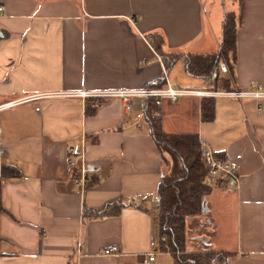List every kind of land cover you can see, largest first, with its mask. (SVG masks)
I'll list each match as a JSON object with an SVG mask.
<instances>
[{
  "label": "crops",
  "instance_id": "crops-1",
  "mask_svg": "<svg viewBox=\"0 0 264 264\" xmlns=\"http://www.w3.org/2000/svg\"><path fill=\"white\" fill-rule=\"evenodd\" d=\"M0 6V264H174L158 248L156 189L166 167L150 132L155 108L142 96L126 108L117 96L79 93L167 83L264 89V0H0ZM227 12L236 17V53L219 62L228 71L218 78L229 88H213L214 79L187 73V55L218 53ZM170 55L179 58L172 62ZM158 111L153 117L163 132L196 134L202 155L209 146L239 170L238 190L206 175L210 192L202 213L186 219V249L228 251L227 264H264V98L194 93L162 99ZM81 138L100 172L87 175L80 196L68 148ZM3 165L17 175L4 174ZM115 200L122 203L116 215L92 212ZM111 246L118 252L102 253ZM151 252L153 260L144 262Z\"/></svg>",
  "mask_w": 264,
  "mask_h": 264
},
{
  "label": "trees",
  "instance_id": "trees-1",
  "mask_svg": "<svg viewBox=\"0 0 264 264\" xmlns=\"http://www.w3.org/2000/svg\"><path fill=\"white\" fill-rule=\"evenodd\" d=\"M236 53V17L227 12L222 24V37L216 54H188L186 71L188 74L209 79L221 60L235 57ZM172 62L178 56H171ZM226 61V62H227ZM159 85V84H157ZM151 85V86H157ZM213 88L222 85L229 88L228 80L218 78L211 81ZM206 115L205 118H211ZM151 136L158 147L166 170L162 174L156 189V220L159 236V250L169 253L174 264H227L231 253L219 251H188L186 249V219L201 214L204 201L210 187L205 182L206 167L202 157V148L196 134H166L162 131L160 121L148 117ZM163 152L170 156V161L163 158ZM4 174L17 175L13 168L2 166ZM122 203L112 201L98 209L94 215H116ZM1 209V205H0Z\"/></svg>",
  "mask_w": 264,
  "mask_h": 264
},
{
  "label": "built area",
  "instance_id": "built-area-1",
  "mask_svg": "<svg viewBox=\"0 0 264 264\" xmlns=\"http://www.w3.org/2000/svg\"><path fill=\"white\" fill-rule=\"evenodd\" d=\"M3 8L0 6V13ZM147 41L150 43L152 48L154 49V55L158 60H163L164 56L160 54L158 51L155 50L154 44L155 39L152 37H147ZM228 71L227 66L224 63H220L218 68L211 73L210 79L218 78L219 74L226 73ZM196 94V95H212V96H227V97H237V98H254V99H263L264 98V89L252 83L248 88L244 90L239 89H232V90H219V91H211L207 88L203 89H191V88H184L180 87L176 84H169L167 83L165 86L162 87H144L137 90H115V91H101L97 93H87V92H80L81 96L84 95H104V96H117L121 98L124 103L125 107L129 108L128 103L133 96H142L150 100V104L153 108H155L154 112L151 113L152 116L157 117L159 115L158 108L161 105L162 99H169L171 101H177L181 96L189 95V94ZM45 96L36 95L37 97ZM4 150L0 147V159L3 154ZM69 154V161L68 165L72 169H77L78 175L75 178V182L79 185L80 188V196L83 195L85 186H86V177L88 174L99 173L100 167L90 162L86 159L85 156V141L84 138L71 147L68 148ZM203 161L206 167V175L208 177H212L213 179L221 181L224 186L227 188H232L234 190H238L240 187V176L239 170L235 163L230 162L228 160L222 159L221 157L217 156L215 151L211 149V147L206 146L203 151ZM161 240H164V237H160ZM80 235L77 237L76 243V253H79L80 247ZM156 244L155 241L151 242V246L154 247ZM118 252V248L116 246H111L103 249L102 253L105 255H110ZM154 252H151L147 258L144 259V262H148L153 260Z\"/></svg>",
  "mask_w": 264,
  "mask_h": 264
},
{
  "label": "rangeland",
  "instance_id": "rangeland-1",
  "mask_svg": "<svg viewBox=\"0 0 264 264\" xmlns=\"http://www.w3.org/2000/svg\"><path fill=\"white\" fill-rule=\"evenodd\" d=\"M163 154H164V157L166 158V161H170V156L166 153V152H163ZM165 165V167L167 168V165L166 164H164ZM166 168H165V170H166ZM206 182H207V184L209 185H211V183H212V181L211 180H206Z\"/></svg>",
  "mask_w": 264,
  "mask_h": 264
}]
</instances>
